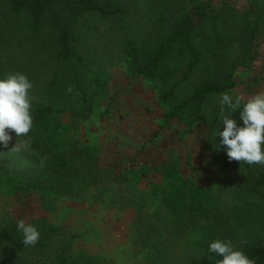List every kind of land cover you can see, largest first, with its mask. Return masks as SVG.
Instances as JSON below:
<instances>
[{
	"label": "rangeland",
	"instance_id": "obj_1",
	"mask_svg": "<svg viewBox=\"0 0 264 264\" xmlns=\"http://www.w3.org/2000/svg\"><path fill=\"white\" fill-rule=\"evenodd\" d=\"M168 1L118 0L127 17L88 15L75 25L81 54L105 88L88 116L56 113L46 129L33 123L26 147L20 137L13 150L14 132L7 147L0 144V229L22 220L40 232L22 253L0 246V264H54L60 253L76 264H199L216 239L235 247L245 239L264 241V188L250 190L264 168L230 161L224 146L214 144L215 131L223 130L221 95L208 101L204 119L189 135L185 118L166 120L200 81L225 66L238 83L230 95L246 102L264 93V0H213L224 19L236 22L221 49L206 51L209 59L165 102L184 62L165 63L170 78H136L121 48L129 41L152 48L163 29L190 10L185 1ZM247 24L256 31L242 33ZM20 31L6 55H23L45 71L56 66L52 31L42 38ZM57 157L68 166L57 169ZM140 165L166 170L142 178L132 169Z\"/></svg>",
	"mask_w": 264,
	"mask_h": 264
},
{
	"label": "trees",
	"instance_id": "obj_2",
	"mask_svg": "<svg viewBox=\"0 0 264 264\" xmlns=\"http://www.w3.org/2000/svg\"><path fill=\"white\" fill-rule=\"evenodd\" d=\"M164 1L163 5L168 6L169 1ZM181 1L187 2L190 10L163 29L152 48L147 49L133 41L121 48L136 78H170L172 71L164 68L165 63L170 58L184 62L183 75L163 94L165 102L172 101L180 85L191 80L194 72L204 65L205 58L209 59L206 51L215 47L217 50L221 49L225 43L224 34L231 31V23L236 22L230 18L224 19L216 10L213 0ZM88 15L113 20L127 17L128 9L118 0H0V78L9 73H23L33 83L30 90L31 115L37 129L49 127L56 113L66 112L77 120L88 116L94 111L97 95L105 88L99 71L93 69L81 54L83 43L75 30V25ZM167 21V12L163 11L160 22L165 25ZM24 28L33 37H41L47 29L53 32L52 48L56 66L45 71L33 61L26 60L23 55H6V50L16 44L20 30ZM241 31L253 33L256 30H251L247 24ZM214 73L215 75L200 81L188 98L167 113V123L185 118L188 122L187 134H191L195 125L204 119L208 101L238 85L233 69L225 66ZM233 118H240L238 111L233 113ZM221 139L215 137L214 144L218 146ZM54 166L57 169L66 168L68 162L65 158L57 157ZM132 169L142 178L150 175L154 169L166 170L164 166L145 165L134 166ZM263 188L264 171H261L250 190L257 193ZM167 200L166 197V203ZM0 246L16 253H22L30 247L23 243V235L18 231L17 224L0 229ZM235 248L245 252L253 259L254 264H264V241L252 244L245 239L241 247ZM218 259L221 257L210 253L207 248L199 264H217ZM16 264L30 263L21 261ZM54 264L76 263L66 253H60Z\"/></svg>",
	"mask_w": 264,
	"mask_h": 264
},
{
	"label": "clouds",
	"instance_id": "obj_3",
	"mask_svg": "<svg viewBox=\"0 0 264 264\" xmlns=\"http://www.w3.org/2000/svg\"><path fill=\"white\" fill-rule=\"evenodd\" d=\"M32 88L33 83L23 73H9L0 78V144L4 147L13 140L12 132L18 141L13 150H19L20 137H25L23 145L27 146L33 127ZM237 111L242 126L231 115ZM220 122L223 130H216L215 136L222 138L218 146H224L229 160L264 166V93H257L246 102L240 95L233 97L228 92L223 93ZM17 229L22 232L26 246H34L40 239V232L33 224L21 220L17 222ZM208 251L221 257L217 264H254L253 259L236 249L230 240L216 239L210 243Z\"/></svg>",
	"mask_w": 264,
	"mask_h": 264
}]
</instances>
